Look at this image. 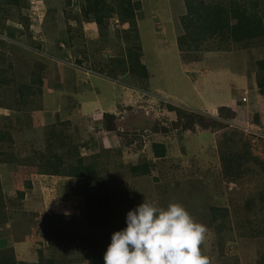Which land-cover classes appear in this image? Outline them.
Instances as JSON below:
<instances>
[{"label": "rangeland", "instance_id": "374dc122", "mask_svg": "<svg viewBox=\"0 0 264 264\" xmlns=\"http://www.w3.org/2000/svg\"><path fill=\"white\" fill-rule=\"evenodd\" d=\"M87 1L0 0V261L92 264L104 254L116 222L90 227L87 211L99 202L85 187L95 182L67 176L81 158L97 170L102 199L126 201L121 213L144 200L178 203L205 226L199 247L210 264H257L264 73L256 62L264 39L225 51L208 39L180 51L186 0H130L144 8L134 12L138 40L122 14L127 0H105L113 10L95 14L101 24L87 15ZM134 45L148 79L127 73ZM154 143L166 147L163 158ZM227 157L239 171L232 179L223 177ZM144 161L148 175L130 172ZM211 208L224 218L215 221Z\"/></svg>", "mask_w": 264, "mask_h": 264}, {"label": "trees", "instance_id": "16d2710c", "mask_svg": "<svg viewBox=\"0 0 264 264\" xmlns=\"http://www.w3.org/2000/svg\"><path fill=\"white\" fill-rule=\"evenodd\" d=\"M5 2V4L9 6H15L17 0H5ZM87 2L88 5L90 2H93V8L88 7L86 12L87 15L91 14L95 17L96 13L103 14L104 12H112L111 9H108L112 7L106 5L105 0H88ZM129 5H131V2L130 0H127V9H122V14H124L123 16H127L129 29H132V34L134 35L135 40H138L139 35L136 26L137 18L134 20V12L144 10V8L141 6L140 10L138 5L137 8L133 9V7H130ZM184 8L185 13L180 17L179 21L184 34L179 36L176 41L177 47L180 51L183 50L184 46L197 49L199 48L200 42L207 41L208 39H217V44L214 45V48L218 51L229 50L232 44H248L253 41L264 39V5L261 7V1L259 0H243L241 3L238 0H217L212 3H206L204 0H186L184 2ZM95 21L98 24L102 23V19L99 18V15L95 17ZM140 49V46L134 45L127 50V73L131 76L137 75L139 77L148 78L146 67L141 61ZM190 60L191 59H187L184 63L190 64ZM181 61H183V58H181ZM256 66L264 73V60L257 61ZM36 82L40 83V79L33 81V83ZM257 86L259 90H262L261 95H264V82H257ZM23 89L27 92L33 91L28 85H24ZM63 103L64 102H61V104ZM57 127V125H54L50 129H55ZM0 140H5V136H3V133L1 132ZM152 150L154 157L158 159L163 158L166 153V147L161 143H154L152 145ZM222 161L224 170L223 177L232 179L239 175L238 170L230 169L229 163L232 162L231 159L227 157ZM148 171V164L145 161L130 167V172L132 174L138 173L148 175ZM67 176L78 179L93 180L95 182L94 185H88L85 187L88 194L89 191L97 192L95 196H97L96 199L99 202L90 206L87 211V218L90 227L97 226L98 229L102 230L111 227L112 224L116 222V226L110 230L109 236L104 243L105 251H103V253L105 254L107 247L111 242V235L126 227V214L121 213L126 208V201H124V203H115L114 207L112 203L113 199L107 201V196L105 195L104 199H102L103 188L99 187L98 181H100L101 178L99 177L97 170L92 163L89 165L82 163L81 158L76 160L75 165H69ZM262 197H264V194ZM119 204H123L122 209H120L121 207ZM211 213L215 221L224 218L223 214L219 213L218 208H211ZM121 215L122 217H119ZM217 230L220 233L223 230L222 226L217 227ZM104 254L94 255L91 260L92 264H104ZM0 262L1 264H17L13 260L8 261L5 257H3ZM257 264H264V255L257 260Z\"/></svg>", "mask_w": 264, "mask_h": 264}, {"label": "clouds", "instance_id": "9594fccd", "mask_svg": "<svg viewBox=\"0 0 264 264\" xmlns=\"http://www.w3.org/2000/svg\"><path fill=\"white\" fill-rule=\"evenodd\" d=\"M126 227L111 235L104 264H210L200 251L206 228L178 203L143 201L127 212Z\"/></svg>", "mask_w": 264, "mask_h": 264}, {"label": "crops", "instance_id": "0c3cea01", "mask_svg": "<svg viewBox=\"0 0 264 264\" xmlns=\"http://www.w3.org/2000/svg\"><path fill=\"white\" fill-rule=\"evenodd\" d=\"M147 79H148V78H147ZM232 103H233V102H232ZM232 103H231V104H232ZM231 104H230V105H231Z\"/></svg>", "mask_w": 264, "mask_h": 264}]
</instances>
